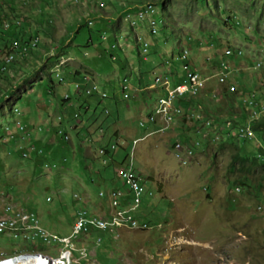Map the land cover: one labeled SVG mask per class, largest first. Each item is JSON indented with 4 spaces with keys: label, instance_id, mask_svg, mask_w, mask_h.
<instances>
[{
    "label": "rangeland",
    "instance_id": "1",
    "mask_svg": "<svg viewBox=\"0 0 264 264\" xmlns=\"http://www.w3.org/2000/svg\"><path fill=\"white\" fill-rule=\"evenodd\" d=\"M7 1L15 4L13 8L16 9V18L11 20L12 23L20 18L23 21L20 28L26 35L28 33L27 36L22 33L23 37H30L38 32L44 16L52 19L55 30L53 39L43 31L38 32L43 44L34 54H29L26 59H19L24 74L15 73L16 76L12 79L0 78V199L16 207L33 210L38 215L42 228L49 232L61 236L71 235L79 209L84 207L92 213L103 214L109 207L99 192L113 187L125 188L117 175L115 164H112L108 156L96 152L102 146L113 152L112 144L116 143V135L115 137L129 145L126 147L127 151L117 149L115 158L125 163L127 160H122L126 154H129L128 160L133 154L136 170L145 180L143 203L136 214L139 219L147 222V227H124L120 229V237L117 239L102 231L92 232L88 238L81 235L79 240H74L75 250L71 251L76 258L89 251L91 255L88 259L91 260L88 263L93 264H264L262 173L258 172L254 177L244 179L246 185H240L237 184L240 182V173L230 169L235 145L241 147L246 141L240 131L232 130L231 133L236 137L223 143L219 141L222 138L219 130L220 134H216L215 142L204 140L197 132V118H188L185 114L176 117L165 130H160L165 123L163 115L147 131L139 126L140 119L145 118L155 104V99L151 97L157 93V89L150 88L149 85L153 84L156 73L163 72L154 63L158 60L160 65V62L165 64L169 60V66L173 64V68L177 69V80L180 81L184 77L182 62L173 59L185 47L190 49L194 65L211 77L201 96L205 105L213 113L219 111V117H232L239 120L240 124H251V107L248 106L249 111L246 109L248 117L241 109L244 99L253 93L259 100V109L264 106V0H99L104 2L103 9L92 0ZM148 1L155 3L160 21L157 35H150L147 22L134 26L124 18L126 11H130L135 5L137 9L148 8ZM3 5L6 17H12L11 7ZM137 16L142 19L139 14ZM90 20L103 34L111 35V41L106 43L109 39L96 40V45L99 44L101 49L100 55L77 59L71 53V48L81 45V37L85 38L88 34L85 23ZM81 22L86 26H81L78 37L74 38L72 35ZM14 32L15 30L6 34L5 42H17L15 36L21 37V34L19 31ZM147 38L153 47L149 50V59L145 61L139 51L141 40ZM59 42L62 44V51L55 52L53 48ZM229 47L242 51L243 54L239 52L242 56L227 58L224 53ZM107 48V55L106 52L103 54ZM89 52L92 54L94 51ZM118 53L121 57L114 64ZM60 54H65L67 66L63 74H66V82L58 86V95L65 98L69 94L70 98V95L80 93L75 90V84L69 81L73 78L67 76V71H81L87 80L100 86L103 84L109 93L106 99H101L97 94H89L77 96L76 101L73 100L71 110L75 112L74 117L62 122V129H66L72 139L68 142L56 134L55 128L60 126L59 115H72L68 114L67 109L61 111L56 108L55 111L53 107L60 105L57 100L45 99L48 97L45 92L49 74ZM50 57L55 58L47 61ZM223 60L231 67V71H227L229 75L225 76V82L233 81L235 84L231 83L230 89L233 85L238 89L237 91L232 87L231 92L234 90L235 93L229 94L235 100L233 115L228 113L227 101L230 100L223 94L228 83H219V64ZM45 61L48 62L47 72L40 70ZM82 61H85L86 66ZM258 63L261 65L258 66ZM60 67L61 64L58 69ZM8 72H12L11 68ZM29 73L30 78H25L29 77ZM52 76L58 84L56 76ZM126 77L131 79L129 88L135 81L134 90L137 84L144 89L134 91L130 99H125L121 91V82ZM163 78L170 80L169 77ZM161 84L165 86V82ZM214 91L219 92L216 98L212 96ZM137 97L142 104H132ZM87 102L91 103L92 111L97 116L79 109V104L87 106ZM127 103L131 106L126 108ZM203 105L200 109L204 111ZM15 107L21 108V112L14 113ZM38 108L47 109L51 120L46 121L44 134L37 129L44 122L42 115L45 114H41ZM106 110L117 111L122 116L118 113L107 116ZM35 111L40 115L37 116ZM53 116L58 121L53 122ZM200 116V120H203L202 115ZM27 120H32L34 126L29 125ZM17 121L29 126L30 132L26 135V140L21 138L23 134L16 129ZM208 121L205 122V127L212 129L213 122L212 126L207 127ZM69 122L78 126L82 124V128H78V135L83 134L81 141L76 129H71L68 125ZM10 129L15 138L10 137L11 133L8 134ZM200 130L201 128L198 129ZM104 132L107 136L102 135ZM34 134L43 135V140L50 134L51 142L47 147L44 143L43 145L48 156L55 161L54 169L46 167L42 161L22 158L19 147L32 141ZM143 136L144 139L133 146L134 138ZM249 137L252 136L247 138ZM179 139L187 142L179 141L176 144L179 146L176 154L174 145ZM251 139L254 140L249 141L253 142L252 146H261L260 136L256 135ZM198 141H201V145L196 149L185 145ZM104 161L108 163L105 164ZM259 182L260 185L257 184ZM151 189L154 191L152 196ZM75 195L81 196V199H77ZM98 237H102L100 242L97 241ZM54 246L61 248L60 243L47 242L39 237L24 241L9 233H0V264L41 263L46 260L39 256H24L18 260L16 255L38 251L56 255ZM69 252V249L64 251L61 248L59 255L66 256ZM10 254H14L12 258H1ZM30 258H37L39 261H29ZM50 258L53 257L48 255L47 259ZM88 259H82L81 263Z\"/></svg>",
    "mask_w": 264,
    "mask_h": 264
},
{
    "label": "built area",
    "instance_id": "2",
    "mask_svg": "<svg viewBox=\"0 0 264 264\" xmlns=\"http://www.w3.org/2000/svg\"><path fill=\"white\" fill-rule=\"evenodd\" d=\"M152 10V7L144 8V10H140V14H146L149 13ZM92 24V22H89ZM0 33H3L6 35L5 28L0 25ZM104 40L107 39V37L102 36ZM30 42H29V48H30ZM147 49L151 48V45L146 46ZM0 48H2V45H0ZM242 56L239 52H234V57H240ZM114 59V56H113ZM181 61V69L184 72V77L178 81L177 77L171 79V80H165V96L162 99H157L155 101V107H156V114H149L148 120L149 122L153 123V125L157 124V119L163 115L164 125L160 130H164V127H166V119L167 118H174V121L176 117L181 116L182 114H185L189 117L193 115V112H199L193 109V107H183L180 104V110H172V105L170 104V97H177L181 100H185L188 97H200L202 95L203 90L205 89L208 81L210 80V76L203 74L201 71L197 70V67L193 64L190 57V50L188 48H184L183 54L180 56L179 60ZM170 65V64H169ZM258 66L261 64L258 63ZM171 67V66H170ZM227 71H231L230 64L223 60L221 62L220 67V75H219V83L221 85L222 82H225V76L229 75ZM157 74V73H156ZM155 74V75H156ZM60 81L64 80V77L61 72V77L58 78ZM75 84V90L77 92H81L82 90L88 94V91H90L91 88H97L95 84L84 78V81L78 80L72 82ZM131 88H124V86H121V91L123 93V96L125 99H129L131 97ZM230 89L229 91H231ZM219 92L214 91L213 95L214 97H217ZM69 94H66L67 96ZM256 94L250 95L247 99H244V105L251 103V98H255ZM200 107H202V104L198 105L199 110ZM184 108H187L185 111ZM185 111V112H184ZM259 113H254L253 116H257ZM62 121V120H60ZM146 121L142 123H139L140 127H146ZM220 133H224L225 135L231 136L232 130H239L242 133V136L245 140H251L254 141L251 138H247V131L248 130H254L252 127L247 126V124H240V123H233L231 121L227 122L224 126H220ZM18 131L23 134L21 138L23 140H26V135H29V128H18ZM11 133L10 137L15 138L13 133L11 132V129L8 131V134ZM64 137L65 140H70L71 136L69 133H59ZM199 136H201L204 140L210 139V136L207 134V128L201 127V130L198 131ZM146 136V135H145ZM139 137V138H144ZM138 138L133 140V146L136 145V141ZM214 139V137H211V140ZM200 140V139H199ZM201 142V141H200ZM135 144V145H134ZM132 148H135L133 147ZM23 148L22 150V156L30 157L32 152H37L38 154L43 153V149L38 148L37 145L32 144L31 141H29L26 145L21 146ZM117 147V144H112V149H115ZM103 150V149H100ZM128 163V162H127ZM123 170L124 166H116V172L117 175L122 179V184L124 185V177H123ZM144 184L139 181L138 178H132V184L131 185H124L125 188H116L113 187L111 189L107 190H101L100 194H102V197L105 199H108V205L109 210L103 212V214L99 215H110L112 217V225L111 226H102V232L110 233L114 238L117 239V234H120V232H117V225H120V223H128L131 224V217L137 216L136 210L141 206L143 202H137L136 201V192L142 190V186ZM154 195V191L153 194ZM123 205H132V212H126V215H119L118 214V207H123ZM0 211L2 213L0 214V224H18L20 226H33V227H42L40 224V220L38 215L30 209H26L23 207H16L13 204L3 200L0 201ZM96 216L97 215H91L89 214V210L87 208L82 207L79 209L77 214V220L75 221L73 225V231L71 235L67 236H61L57 233H54V238H44L45 240H53L55 243H60L61 245H65V243L69 241H74L75 239H78L80 235L83 234H91L94 232V224L96 223ZM55 247V246H54ZM90 257V253L80 254L79 258L75 257L74 253H71V251L63 257V259H60L59 264H82V259H88ZM91 259H88L87 262L83 264H93L88 263V261Z\"/></svg>",
    "mask_w": 264,
    "mask_h": 264
},
{
    "label": "bare ground",
    "instance_id": "3",
    "mask_svg": "<svg viewBox=\"0 0 264 264\" xmlns=\"http://www.w3.org/2000/svg\"><path fill=\"white\" fill-rule=\"evenodd\" d=\"M92 1L95 2L98 7H100V8L104 7V2H100L99 0H92ZM3 2H4L3 0H0V25H2V27L5 28V31L7 32L11 28L12 21H11V19L7 18L6 15H5V12H4V9H3ZM147 7H152V10L149 13L140 14L139 13L140 10H144V8L143 9L142 8L137 9V7L135 5L133 8H131L130 11L129 10L126 11V14L124 15V18L130 24H132L134 26L136 24L147 22L149 24V27H150V30H149L150 34L151 35H156L159 32V27L158 26L160 24L159 23L160 21H159L158 16H157V10H156V7H155V3L153 1H148L147 2ZM138 14L141 16L142 19L138 18V16H137ZM89 22H92V21L90 20ZM103 36L107 37L106 34H103ZM30 43H31L30 44V48H29V42L28 43L13 42V43L8 45L9 49L3 47L4 45H2V48H0V73L8 72V71H10V68H11V71H12V72H8L10 75H14V73H18L19 71H21L22 69L20 68L19 59H26V57L29 55V53H30V51L32 49H35V50L38 49L40 47V45L42 44L41 37L37 36V37L31 39ZM147 45H151L149 40H143V41L141 40L140 53H141V55L143 56L144 59H147L148 53H149V50H150V49H147V47H146ZM57 47H58V45L54 48V50ZM228 49L229 48H227L226 51H225V56L227 58L234 57L233 50H234V52H241L242 53V51H240L239 49H236V48H232L233 50H231V49L228 50ZM183 52H184V49H182V51L178 55H176L174 57V59L179 60V58L183 54ZM86 54H87V52H86ZM114 59H115V56H114ZM66 63H67L66 57L61 56V57H59L58 61L54 65L52 71L56 75L57 78L61 77V72L63 71V68L66 66ZM60 64H61V67L58 69V66ZM169 64H170V61L167 60L166 63H165L166 71L165 72H161V73H157L155 75V79L153 81L154 85H153L152 88L160 89L161 92H162V93H160L158 95L157 99H162L165 96V88H164V85L161 84V82H165V80H167V79H164L163 77H169L170 80L175 78V75H174L175 73L172 72V68L169 66ZM219 66L221 67V63H220ZM197 70L201 71L199 68H197ZM88 80H90V79H88ZM93 83L95 84V86L97 88H91L90 91H88V95L89 94H93V93H98L102 98H108L109 97V93L106 90H104L97 83H95V82H93ZM224 83L227 84L228 82L227 81L226 82H222L221 85H223ZM231 83L235 84L233 81H230L228 83V86H227L228 90H230ZM130 84H131V79H129L128 77L124 78L122 80V82H121V86H124V88H129ZM232 87H235V90L238 91L236 85H233ZM232 87H231V89H232ZM231 93H235L234 90ZM253 94H255V93H253ZM68 96L69 95H67L65 97V99H68ZM170 104L172 105V110H180V105H178V104H180V99L179 98L170 97ZM248 106H250L251 109H252V113L249 114L250 118H251V121H253L254 119L256 120L259 117L263 116V114H264V106L261 109H259V107H258L259 106V100L257 99V97L251 98V103H248V104L245 105L246 109L248 108ZM15 112L16 113H20L21 112V108L15 107L14 108V113ZM254 113H259V114L257 116H253ZM150 114H156L155 105L153 106V109L150 112ZM200 115H202V117H203V120L201 122V124H203L202 127L206 128L205 127V122L208 121V120H209L208 121L209 123L207 124V127L212 126L211 123L213 122V128L212 129H208L207 128V130H208L207 133L209 134V136L212 135L214 137V139H215L216 134H220L218 132L219 125L217 123H214V120H212V119H205V117L203 116V114L201 112H193V115L191 117L192 118L196 117L197 118L196 121H199L200 117H201ZM62 119H63V116L59 115L58 116V120H62ZM142 122H143V119H140V123H142ZM173 122H174V118H167L166 119V127H164V130L169 128L172 125ZM17 126H18V128L28 127L27 124L21 123V121H17ZM247 126L252 127V123L248 124ZM200 128H201V126L197 125V132H198V129H200ZM37 129H38L39 132H42L44 127L43 126H39ZM60 131H63V133L65 132V130L62 129V127L58 129V133ZM212 132H213V134H212ZM221 135H224V134L221 133ZM240 135L242 136L241 132H240ZM250 135L252 137H249V138H255L257 133H256L255 130H248L247 131V137L250 136ZM231 136H234L233 133H231ZM234 137H236V136H234ZM143 139L144 138H138L137 141H136V144L139 141L143 140ZM214 139H212V140L215 141ZM197 140H199V139H197ZM179 141H181L182 143H186L187 142V141L183 142L182 139H179V140H177L175 142L174 146H175V149H176V154L178 152L177 148L179 147L176 144ZM188 141H190V140H188ZM185 145L187 147H194V149H196L197 147H200L201 143L198 141V142H195L194 144L192 143V144H185ZM132 149H133V151H135V148H132ZM101 153H104V150H101ZM178 155L180 156V153H178ZM25 158H29V157H25ZM128 159L129 158L127 157L126 160L128 161ZM183 160L186 161V158H184ZM134 163L135 162H134L133 154H132L130 156V160L128 161V163L123 164L124 169H125V170H123V177H124V182H125L124 185H131L132 184V178H138L140 182H142L143 184L145 183V180L137 172L136 166H135ZM46 167H49V166L46 165ZM143 187L144 186H142V190L141 191H137L136 192V201L137 202H142V197L144 195ZM150 194L152 196L153 192H151ZM100 195L102 197V194H100ZM75 197L77 199H81V196H79V195H75ZM0 201H2V200L0 199ZM126 212H132V205H131V207H127L125 205H123V207H118V214L119 215H126ZM89 214L97 215L96 216V223H99V224H94V232L95 231H98V232L102 231V226H111L112 225V217L110 215H99L98 212H93L92 213L90 211H89ZM124 227L145 228V227H147V222L142 221L141 219L138 218V216H132L131 217V224L120 223V225H117V232H120V229H122ZM0 233H3V234L4 233H9L14 238H16V239L22 238L24 241H27V240L33 239V238H37V237L42 238V240H45L44 238H54V233L53 232H49L45 228L33 227V226H20L18 224H0ZM83 235H86V236H82L83 238H88L91 234H83ZM119 235L120 234H117V238L120 237ZM78 240H79V238H78ZM101 240H102V237H98L97 241L100 242ZM45 241L54 242L53 240H45ZM29 242H31V241H29ZM61 248H63L64 251L66 249H69L70 251H74L75 250L74 241H69V242L65 243V245H61ZM61 248L60 247L58 248L57 246L54 247V251L56 252V255L55 254H44V257H45L44 258L43 256H39V254H38V255H32V256H28V257L39 256V257H42V258H44L46 260L44 262L34 263V264H59L60 259H63V257H65L64 254H60L59 255V250ZM83 248H86V247L83 246ZM88 253H90V252L88 251ZM48 255H51L53 258L47 259ZM28 257H26V258H28ZM16 259L21 260L20 258H16ZM18 260H15V261H18ZM37 261H39V260H37ZM27 264H29V263H27Z\"/></svg>",
    "mask_w": 264,
    "mask_h": 264
},
{
    "label": "trees",
    "instance_id": "4",
    "mask_svg": "<svg viewBox=\"0 0 264 264\" xmlns=\"http://www.w3.org/2000/svg\"><path fill=\"white\" fill-rule=\"evenodd\" d=\"M3 1H4V4L5 5L11 7L12 17L7 16V18L13 20L14 18H16V16H15L16 9H14L15 8V6H14L15 4H12L11 2H9L7 0H3ZM3 9H4V5H3ZM43 14H45V13H43ZM17 20L19 21V23H16ZM85 24H87L88 34L85 36V38H83L84 36L81 37L83 39L81 45H75L71 49L80 58H84L86 56H88V57L95 56L96 57V56L100 55V51H101L99 44L96 45L97 44L96 43V40L102 41L103 40V37H102L103 36V33L101 32L100 28H97L96 24L94 25V22L93 21H92V24H90L89 22L88 23H85ZM85 24H83L81 22V24H79L77 26L76 31L74 32V35H73V37L75 36L74 38H77L78 37L79 32L81 31V29L86 26ZM20 26H23V21L21 20V18H20V20L19 19L14 20L13 23H12L11 28L7 31V33L12 32L13 30H15L14 33L18 32V31L20 32L21 37H17L16 38V36H15V39H16L15 41H17V42L28 43V42H30L31 39L34 38V36H40L38 34V32H40V31H43L47 35V37H49L50 39H53V37H54L53 36L54 35V32L53 31L55 30V25H54V23H53V21H52V19L50 17L49 18H46L44 16L43 19L40 21V26H38V29H39L38 32H36L34 35L32 34L30 37H23L22 36V33L24 32V30L21 29ZM81 26H82V28H80ZM96 32L98 33L97 36H99L97 39H95V37H97L95 35ZM23 34H25V33H23ZM17 35H19V34H17ZM27 35H28V33H27ZM109 36H107V39H109V40H107L106 43H110V41H111V35H109ZM11 42H13V41H11ZM8 45H9L8 42H4V46L3 47L9 49ZM57 45H58V47L56 48V50L57 49H62V44H60V42ZM109 47H111V44L109 45ZM104 48H105V46H104ZM89 50H93L94 52L92 54H90ZM35 51H36L35 49H32L29 54L30 55L31 54H34ZM86 52H87V54H86ZM105 52H106V55H107L108 48L106 49V51H103V54ZM51 58L52 57H50L47 61H51ZM115 62H117V60H114L113 61L114 64H115ZM47 67H48V62H45L42 65L41 70L47 72ZM19 72L20 73L23 72V74L25 73V71L23 69L21 71H19ZM66 73H68L67 76L70 77V78L72 77L74 79H79L81 81H84L85 74L82 73L81 71H75L73 73L70 72V71H67ZM16 74L14 73V75H10L8 72L0 73V78H6V79L11 78L12 79V77L16 76ZM175 75H178L177 69H176ZM28 76H30V73H29ZM48 79H49V81H48L47 89H46V92H45L46 93V97L48 96L47 98L49 100H51V99L57 100V102L60 105L61 104L63 105L66 102L73 103L72 100H75L76 101L77 96L78 97H81V96H84V95H88V94H86L82 90L79 94L77 93L78 95L77 94H76V96L75 95L74 96L71 95L70 98L65 99V98L61 97L60 94L58 95V88H59L58 86L64 85L66 81L65 80L64 81H60L57 84L54 81L53 76H52L51 73L49 74V78ZM41 80H42V78H41ZM132 91L134 92L135 90L132 89ZM230 93L231 92L228 90V88H225L224 91H223L224 96L225 97L227 96L226 98L230 100V101H227L228 102V104H227V106H228V113L230 115H233L232 110H233V108H235V102H234L235 100L233 99V96H229ZM93 94L99 95L98 93H93ZM231 94H233V93H231ZM212 96H214V95H212ZM100 98L101 99H105V98H102L101 96H100ZM130 98H132V93H131V97ZM157 98H158V96L155 97V101H157ZM134 99H136V98H134ZM212 99H214V98L212 97ZM201 103L204 104L203 105L205 107L204 111L203 110H199V108H198V105L201 104ZM180 104L183 107H193L194 110L203 113L205 115L204 116L205 119H212V120H214V123H217L220 126H224L229 121H231L233 123H239V120H237L235 118H232V117L231 118H228V119H224V117H219L220 116L219 115V111H215V113H213L211 111V109H209V107H207L205 105V103H204V101H202L201 97H197L196 98V97H191L190 96V97H188L185 100H181L180 101ZM60 105H59V107H60ZM85 106L86 105H84V104L83 105L82 104L81 105L79 104V109L80 110H83L86 113H88V111H89V109L91 107L90 102H87V106L86 107ZM60 109L61 108H59V110ZM152 109L153 108H151V110L146 114L147 116L145 118L144 117L142 118V119H144V121H146V125H145L146 127H143V129L144 130L146 129V131H147V129H149L150 126H154L153 123L147 121L148 120V117H149V114L152 111ZM241 110H242L243 113L245 112V116L248 115L247 110L244 107L243 103H242V109ZM70 112H71L70 114L72 116H68V117H65L64 116L63 117L64 118V121H60L59 120L60 126L57 129L55 128L56 134L59 135V136H61V138L63 136L58 133V129L62 127V122H66L67 121V118L70 117V119H72V117H74L73 115H74L75 112H72V111H70ZM113 112H115L114 114L118 113L117 111H113ZM113 112H110V111H107L106 110L105 114H107V116H109V115H113L112 114ZM103 114H104V112H103ZM62 116H63V113H62ZM68 121H70V120H68ZM201 122H202V120L196 121V124L199 125V124H201ZM251 123H252L253 129L257 133V136H260L261 137L262 144L258 148H255L254 146H252L253 142H249L251 140H246L245 142H243L244 144L241 147H240V145H235V147H234L235 152H234L233 157H232V161H231V164H230V169H232L234 171L237 170L240 173V176H239L240 182H237V184H240V185H246V182H245L244 179H246V178L247 179H250L251 177H254L256 175V173H258V172L262 173V179H264V114H263V116L259 117L258 119H256V120L254 119ZM51 124L52 123H50V125ZM71 124L72 123H70L69 126H71ZM53 125H54V123H53ZM40 126H43L44 127V129H43V131H44L45 130V126L44 125H40ZM66 126H68V125H66ZM28 128H29V126H28ZM16 129L18 130L17 127H16ZM219 131H220V129H219ZM65 132L66 133H69L66 129H65ZM212 134H213V132H212ZM222 134H224V133H222ZM211 136H210V140H211ZM233 138H235V137L234 136H230V135H227L226 136L224 134V135H222V138L219 141L223 143L224 141L232 140ZM62 139L65 140L64 137ZM71 140H65V141L68 142V141H71ZM213 142H215V141H213ZM36 143L37 142L35 141L33 144L37 145L38 148L43 149V153L42 154H38L37 152L34 151V152L31 153V156H30L31 158L29 157V158H27V160H30V161H42L41 162L42 164H45V166L48 165L50 167V169H54L56 167L55 164H54L55 161H54L53 158H50V156H48L47 151H46L47 150L46 147H47L48 144L44 143L46 145V147H45V145L36 144ZM116 144H117V147L115 149H113V152H111V150L109 148H107L106 146H102L101 148H99V149L97 148L96 149V152L97 153L99 152L103 156L104 155L105 156H108L109 157V160L112 161V164H115V167L117 165L118 166H121V165H123V164H125V163H127L129 161L128 160L127 162L123 163V162H120L121 160L119 161L117 158H115V156H116V150L117 149L123 148L124 150L127 151V148L124 147L119 141L116 140ZM221 145H223V144H221ZM100 149H103L104 150V153H101V150ZM19 150L21 151L20 154L22 156V150H23V148L20 146L19 147ZM126 155L127 156L122 161H125L127 159V157H128L129 154H126ZM22 158H23V156H22ZM107 161H104V163L107 164L108 163ZM257 184L260 185V182L257 183ZM261 184H262V181H261ZM39 252H41V251H39ZM13 255L14 254L4 255V256H13ZM30 260L37 261L38 259L37 258H32V259L30 258L29 261Z\"/></svg>",
    "mask_w": 264,
    "mask_h": 264
},
{
    "label": "crops",
    "instance_id": "5",
    "mask_svg": "<svg viewBox=\"0 0 264 264\" xmlns=\"http://www.w3.org/2000/svg\"><path fill=\"white\" fill-rule=\"evenodd\" d=\"M3 4H4V2H3ZM6 34H8V33L6 32ZM5 36H6V35H4L3 33H0V45H4V42H5ZM72 36H73V35H72ZM151 45H152V44H151ZM152 47H153V45L151 46V49H152ZM53 49H54V48H53ZM68 50H71V49H68ZM53 51H54V50H53ZM59 51L61 52L62 50H61V49H57V50L55 49V52H59ZM71 51H72V50H71ZM65 52H66V51H65ZM139 52H140V51H139ZM71 53H73V55L75 56V58H77V59L80 58V57H79L74 51H72ZM65 54H67V53H65ZM65 54H60L59 56H61V55H65ZM173 55H174V54H173ZM117 57H121V55L118 53ZM26 58H27V57H26ZM52 58H55V57H52ZM52 58H51V59H52ZM58 59H59V58H58ZM148 59H149V58H148ZM156 59H157V58H156ZM47 60H48V58H47ZM84 60H87V59H84ZM144 60H145V59H144ZM146 60H147V59H146ZM146 60H145V61H146ZM55 61H57V59H55ZM157 61H158V60H156V63H154V64H156V65L158 66V69H160V71L165 72V71H166V66H165V64L160 62V65H158L159 63H157ZM45 62H46V61H45ZM45 62H44V63H45ZM82 62H83V64H84L85 61H82ZM44 63H42V64H44ZM165 63H166V62H165ZM193 63H194V62H193ZM84 65L86 66V63H85ZM41 67H42V66H41ZM119 67H121V65H119ZM40 70H41V68H40ZM78 80H79V79H74V78H73V80H69V81H71V83H72V82H74V81H78ZM69 81H68V82H69ZM133 82H134V83H132V89H134V84H135V81H133ZM69 83H70V82H69ZM153 83H154V82H153ZM153 85H154V84H151V85H149V87L152 88ZM103 86H104V85L102 84L101 87L105 90V88H104ZM137 86H138V84H137ZM137 86H135V92H136L137 90H139V89H140L141 91L144 90L141 86H138V87H137ZM153 89H154V88H153ZM131 93H133L132 90H131ZM160 93H162L161 90H160V89H157V93H155V95L152 96L151 99H155V97H157ZM141 95H142V93L140 92L139 96H141ZM70 96H71V95H70ZM45 99H46L47 101H49V99H47V98H45ZM47 101H46V102H47ZM72 101H73V100H72ZM72 101H71V102H72ZM140 101H141L140 98L137 97L136 99H134V102H133L132 104H137V102L140 103ZM147 102H149V101H147ZM44 104H45V103H44ZM90 104H91V103H90ZM140 104H142V103H140ZM145 104H146V103H145ZM46 106H47V105H46ZM71 106H72V103L66 102V103L63 104V105H60V107H59V105H58L57 107H56V106L53 107V109H54L55 111H57L56 108H57V109H58V108H61V109H60L61 111L67 109V110H69L68 114L70 115V113H71L70 111H72V112L74 111V110H71ZM129 106H131V104L127 103L126 108L129 107ZM138 106H139V109H140V105H138ZM135 107H136V106H135ZM51 108H52V107H51ZM152 108H153V106H152ZM38 110L40 111L41 114H42V113H45L44 115H42L43 118H44V119H42V120H43L44 122H43L41 125H44L45 127H47V124H45V123H46L47 120H50L49 117H48V116H49V115H48V114H49L48 110H47V109H44V108H43V109H42V108H38ZM90 111H91V112H90ZM90 111H88V114H92L93 116H96V113H94V111H92V108H91V107H90ZM50 112H51V111H50ZM35 113H36L37 116L40 115V114L38 115V113H37L36 111H35ZM114 113H115V112H113L112 114L114 115ZM118 114H119L120 116H122L121 113L118 112ZM123 114H124V113H123ZM37 116H35V117H37ZM56 116H57V114H56ZM56 116H53V117H52L53 122H54V121H55V122L58 121V120H56V119H57ZM65 117H68V116H65ZM114 117H115V116H113V118H114ZM95 118H96V117H95ZM68 120H71V119L67 118V121H68ZM25 121H26V120H25ZM27 122H28L29 125L31 124V126H34V124H32V122H33L32 120H31V121H30V120H27ZM50 122H51V120H50ZM50 122H48V124H49ZM70 123H72V122H69V124H70ZM69 124H68V125H69ZM81 125H82V124H81ZM81 125H79V126H80V129L82 128ZM76 126H77V128H76ZM79 126H78V124H71L70 128H71V129H76L77 137H78V138L80 139V141H81V137H83V134L78 135V132H79V131H78V128H79ZM74 127H75V128H74ZM141 128L143 129V127H141ZM47 130H48V129H47ZM82 130H83V129H82ZM104 130H105V128H104ZM104 130H103V131H104ZM46 132H47V131H46ZM82 132H83V131H82ZM41 133L44 134L45 131H44V132H41ZM34 135H35V137H34V139L31 141L32 144H33L36 140H37V142H42V143H41L42 145H43V143L49 144V142H51L50 140H52V139L50 138V134H49V136H48L47 138L44 137V138H45L44 140L41 138L43 135H42V136H41V135L38 136L37 134H34ZM81 135H82V136H81ZM102 135L107 136L105 132H104ZM102 135H101V138H102V140H104V137H103ZM145 135H146V134H145ZM115 136H116V135H115ZM115 136H114V138L117 139V141H119L122 145L125 143V145H123L124 147H127V146L129 145V143H126V142L123 141V140H122V141H123V143H122L121 139H119V138H117V137H115ZM136 138H138V137H136ZM136 138H134V139H136ZM40 140H42V141H40ZM125 140H126V139H125ZM36 144H37V143H36ZM72 145H73V143H72ZM81 147H82V146H81ZM84 148H86V147H84ZM87 148H88V147H87ZM87 148H86V149H87ZM115 157H116V156H115ZM102 199H103V198H102ZM104 200H105V204H106V206L109 207V205H108V199L105 198ZM107 210H109V209L106 208V209L104 210V212L107 211Z\"/></svg>",
    "mask_w": 264,
    "mask_h": 264
},
{
    "label": "clouds",
    "instance_id": "6",
    "mask_svg": "<svg viewBox=\"0 0 264 264\" xmlns=\"http://www.w3.org/2000/svg\"><path fill=\"white\" fill-rule=\"evenodd\" d=\"M76 1V0H75ZM77 2V1H76ZM78 2H80V0H78ZM101 9H103V8H101ZM151 35V34H150ZM157 35V34H156ZM142 38V37H141ZM147 40H149L148 38H147ZM150 41V40H149ZM150 44H151V42H150ZM152 46V45H151ZM186 48V47H185ZM229 48H233V47H229ZM190 50V49H189ZM182 51V50H181ZM226 51V50H225ZM191 53V52H190ZM225 54V53H224ZM62 56V55H61ZM60 56V57H61ZM64 57H66L65 55H63ZM140 56L143 58V56L141 55V53H140ZM241 57V56H240ZM148 58L149 57H147V60H148ZM234 58H236V57H234ZM118 59V57L115 59V60H117ZM146 60V59H145ZM174 61L176 60V59H173ZM193 62V61H192ZM222 62V61H221ZM194 64V63H193ZM173 64H171V68H172V72L173 73H175L176 72V69H174L173 68V66H172ZM220 65V64H219ZM67 66V65H66ZM66 66L63 68V71H62V75L64 74V72H65V69H66ZM54 67V66H53ZM198 68V67H197ZM53 69V68H52ZM52 69H51V74L52 75H55L54 73H53V71H52ZM42 71V70H41ZM66 75V74H65ZM65 75H63L64 76V80H65ZM175 75V74H174ZM31 76V75H30ZM30 76L29 77H25V78H30ZM56 76V75H55ZM175 76H178V75H175ZM57 78V77H56ZM58 79V78H57ZM26 80V79H25ZM63 80V81H64ZM154 81V80H153ZM58 82H60V80L58 79ZM132 90V89H131ZM202 96V95H201ZM200 96V97H201ZM106 99V98H105ZM142 119V118H141ZM98 232V231H97ZM24 254H42L43 256H44V253H42V252H36V253H24ZM45 258V257H44Z\"/></svg>",
    "mask_w": 264,
    "mask_h": 264
},
{
    "label": "water",
    "instance_id": "7",
    "mask_svg": "<svg viewBox=\"0 0 264 264\" xmlns=\"http://www.w3.org/2000/svg\"><path fill=\"white\" fill-rule=\"evenodd\" d=\"M33 254H20V255H16V257H24V256H32ZM39 256H43L42 254H39ZM5 257H8V258H12V256H2L1 258H5ZM44 257V256H43Z\"/></svg>",
    "mask_w": 264,
    "mask_h": 264
}]
</instances>
